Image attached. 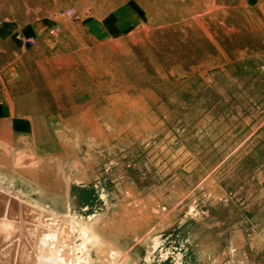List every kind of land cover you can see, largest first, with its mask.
<instances>
[{
	"label": "rangeland",
	"instance_id": "1",
	"mask_svg": "<svg viewBox=\"0 0 264 264\" xmlns=\"http://www.w3.org/2000/svg\"><path fill=\"white\" fill-rule=\"evenodd\" d=\"M0 189V264H264V0H0Z\"/></svg>",
	"mask_w": 264,
	"mask_h": 264
},
{
	"label": "bare ground",
	"instance_id": "2",
	"mask_svg": "<svg viewBox=\"0 0 264 264\" xmlns=\"http://www.w3.org/2000/svg\"><path fill=\"white\" fill-rule=\"evenodd\" d=\"M16 160L18 161L19 159H16ZM20 160H21V159H20ZM17 163H18V162H17ZM14 164H16V163H14ZM3 188H4V187H3ZM3 188H2V189H3ZM0 190H1V189H0ZM9 190H10V189H9ZM4 191H5V189H4ZM10 191H11V190H10ZM0 193H2V192H0ZM4 193H5V192H4ZM11 193H13V192H11ZM2 194H3V193H2ZM6 194H7V193H6ZM8 195L10 196V194H8ZM0 197H2V195H0ZM4 197H5V196H4ZM6 197H8V196H6ZM12 197H13V196H11V198H12ZM16 197H17V196H16ZM16 197H15V198H16ZM13 198H14V197H13ZM4 199H6V201H7V198H4ZM0 200H2V198H1ZM9 200H10V199H9ZM19 200H20V199H19ZM19 200H18V201H19ZM6 201H5V202H6ZM11 201H12V199H11ZM3 202H4V201H3ZM3 202H2V203H3ZM21 202H22V201H21ZM16 203H17V201H16ZM0 204H1V203H0ZM4 204H6V203H4ZM9 204H10V203H9ZM12 204H13V203H12ZM6 205H7V204H6ZM18 205H19V204H18ZM25 205H26V204H25ZM28 205H29V204H28ZM1 206H2V205H1ZM3 206H4V205H3ZM19 206H21V204H20ZM22 206H24V205H22ZM29 206H30V205H29ZM4 207H5V206H4ZM14 207H15V206H14ZM26 207H27V206H26ZM16 208H17V207H16ZM5 209H6V207L3 208V210H1V208H0V210H1L0 212H2V211L4 212ZM29 209H30V208H29ZM40 209H41V208H40ZM16 210H17V209H16ZM18 210H20V209H18ZM27 210H28V208H27ZM31 210H32V209H31ZM5 211H6V210H5ZM41 211H43V210H41ZM44 211H45V210H44ZM20 212H21V211H20ZM23 212H24V211H23ZM23 212H22V214H23ZM36 212H37V211H36ZM4 213H5V212H4ZM4 213H3V214H4ZM38 213H39V212H38ZM43 213H44V212H43ZM0 214H1V213H0ZM18 214H20V213H18ZM22 214H21V215H22ZM48 215H49V214H48ZM53 215H54V214H53ZM36 216H37V215H36ZM19 217H20V215H19ZM21 217H22V216H21ZM24 217H25V216H24ZM1 218H2V217H1ZM4 218H5V217H4ZM39 218H40V217H39ZM57 218H58V217H57ZM18 219H19V218H18ZM1 220H2V219H1ZM3 221H4V220H3ZM19 221H20V219H19ZM61 221H62V219H61ZM4 222H5V221H4ZM20 222H21V221H20ZM7 223H10V222L7 221ZM18 223H19V222H17V226H18ZM32 223H33V222H32ZM11 224H13V223H10L9 226H12ZM20 224H21V223H20ZM6 225H7V224H6ZM13 225H15V224H13ZM38 225H39V224H38ZM24 226H25V225H24ZM35 226H36V225H35ZM12 227H13L14 232H15V230H16L17 228H14V226H12ZM18 227H19V226H18ZM21 227H22V226H21ZM28 227H29V225H28ZM30 227H31V226H30ZM24 228H25V227H24ZM38 228H39V227H38ZM59 228H60V227H59ZM13 229H11V230H13ZM29 229H31V228H29ZM39 229H40V228H39ZM54 229H55V228H54ZM21 230H22V229H21ZM26 230H27V228H26ZM26 230H25V231H26ZM31 230H32V229H31ZM40 230H41V229H40ZM60 230H61V228H60ZM62 230H63V229H62ZM62 230H61V231H62ZM45 231H46V230H45ZM22 232H23V230H22ZM31 232H32V231H31ZM31 232H30V233H31ZM38 232H39V231H38ZM50 232H51V231H50ZM57 232H58V231H57ZM12 233H13V232H12ZM26 233H27V231H26ZM33 233H34V232H33ZM39 233H40V232H39ZM39 233H38V234H39ZM41 233H42V232H41ZM51 233H52V232H51ZM65 233H66V231H65ZM65 233H64V234H65ZM15 234H16V232H15ZM23 234H24V232H23ZM56 234H57V233H56ZM56 234H55V235H56ZM59 234H60V232H59ZM62 234H63V233H62ZM62 234H61V235H62ZM27 235L29 236V235H31V234H27ZM34 235H35V234H34ZM41 235H42V234H41ZM45 235H46V233H45ZM49 235H50V234H49ZM49 235H48V236H49ZM15 236H16V235H15ZM17 236H18V235H17ZM21 236H22V235H21ZM36 236H37V234H36ZM39 236H40V235H39ZM65 236H66V235H65ZM67 236H68V235H67ZM67 236H66V237H67ZM29 237H30V236H29ZM44 237H45V236H44ZM11 238H12V237H11ZM19 238H20V237H19ZM19 238H18V239H19ZM37 238H38V237H37ZM40 238H41V237H40ZM13 239H15V238H13ZM25 239H26V237H25ZM27 239H28V237H27ZM27 239H26V240H27ZM30 239H31V238H30ZM60 239H61V238H60ZM60 239H58L59 242H60ZM45 240H46V239H45ZM62 240L64 241L63 238H62ZM9 241H10V240H9ZM17 241H18V240H17ZM56 241H57V240H56ZM63 241H62V242H63ZM21 242H23V240H21ZM21 242H20V244H18V243H17V244L20 245V246L23 248V246H25V245H22ZM31 242H32V239H31ZM41 242H42V241H41ZM45 242H46V241H45ZM14 243H15V242H14ZM23 243L25 244V242H23ZM29 243H30V242H29ZM43 243H44V242H43ZM57 243H58V242H57ZM67 243H68V242H67ZM32 244H33V242H32ZM62 244H63V243H62ZM14 245H15V247H16V244H14ZM38 245L40 246V243H38ZM65 245H66V244H65ZM20 246H19V249H20ZM26 246H28V245H26ZM26 246H25V247H26ZM41 246H43V244H42ZM54 246H55V244L53 245V247H54ZM57 246H58V248L60 249L59 244H57ZM62 246H63V245H62ZM68 246H69V244H68ZM68 246H67V247H68ZM70 246H71V244H70ZM3 247H4V246H3ZM17 247H18V246H17ZM30 247H31V246H29V248H30ZM33 247H34V246L32 245V248H33ZM5 248H6V247H5ZM32 248H31V251H32ZM34 248H35V247H34ZM46 248H47V247H46ZM46 248H45L44 251H46ZM0 249H1V248H0ZM1 250H2V249H1ZM3 250H4V248H3ZM14 250H15V249H14ZM20 250H22V249H20ZM27 250H28V249H27ZM29 250H30V249H29ZM67 250H68V249H67ZM0 252H2V251H0ZM19 252H22V251H19ZM26 252H27V251H26ZM32 252H33V251H32ZM58 252H59V251H58ZM14 253H16V252H14ZM28 253H29V252H27L26 255H28ZM61 253H62V252H61ZM19 254H21V253H19ZM44 254H45V253H44ZM54 254H55V253H54ZM63 254L65 255L66 253H63ZM38 255H39V253H38ZM54 256H55V255H54ZM65 256H66V255H65ZM65 256H62V257L65 258ZM26 257H27V256H26ZM29 257L31 258V256H29ZM34 257H35V256H34ZM13 258H14V257H13ZM18 258H19V257H18ZM24 258H25V257H24ZM30 258H29V259H30ZM63 258H62V261H63ZM26 259H27V258H26ZM36 259H37V258H36ZM58 259H59V258H58ZM23 260H24V259H23ZM33 260H34V259H33ZM33 260H29V261H30V262H31V261L33 262ZM25 261H26V260H25ZM27 261H28V260H27ZM27 261H26V262H27ZM40 262H42V261H39V263H40ZM17 263H18V262H17ZM17 263H16V264H17ZM13 264H14V263H13ZM29 264H30V263H29ZM35 264H36V263H35Z\"/></svg>",
	"mask_w": 264,
	"mask_h": 264
}]
</instances>
